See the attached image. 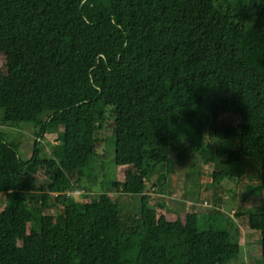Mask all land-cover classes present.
<instances>
[{"label": "trees", "instance_id": "16d2710c", "mask_svg": "<svg viewBox=\"0 0 264 264\" xmlns=\"http://www.w3.org/2000/svg\"><path fill=\"white\" fill-rule=\"evenodd\" d=\"M251 1L258 12L245 25L231 0H0L1 118L38 128L27 160L0 132V264L236 260L219 211L199 229L195 211L159 212L164 203L144 193L164 194L177 161L203 157L210 124L236 140L212 184L252 160L258 181L247 189L264 200V0ZM109 113L111 191L139 195L133 223L108 192L87 195ZM52 131L57 142L43 152ZM74 188L89 199L62 195ZM51 197L62 206L48 214ZM248 225L264 264V212L251 211Z\"/></svg>", "mask_w": 264, "mask_h": 264}, {"label": "rangeland", "instance_id": "374dc122", "mask_svg": "<svg viewBox=\"0 0 264 264\" xmlns=\"http://www.w3.org/2000/svg\"><path fill=\"white\" fill-rule=\"evenodd\" d=\"M231 3L242 16L245 25H250L254 21L258 9L251 0H231ZM2 113L3 110L0 109V132L4 133L7 141L17 148L20 158L27 160L32 154L35 132L38 128L29 122L6 123L1 118ZM111 116L108 115L104 126L102 132L104 141L94 163L96 183L87 195L108 192L112 200L118 203L122 220L133 223L139 217V195L117 194L111 191L115 174ZM235 141L233 131L218 128L216 133H212L210 124H207L203 157L200 159L198 155H192L177 161L168 173L164 194L155 193L152 187L146 189L144 194L149 198L150 205L155 206L156 202L164 203L165 207H159V212L165 209L179 212L195 211L199 216V229L207 227L208 214L216 209L223 215L224 222L231 225L229 229L233 233L232 237L237 239L240 245L236 260L230 264H259L261 258V249L257 243L259 232L250 229L248 214L255 209L264 212V200L252 195L247 189L248 185L257 183L259 165L252 160L242 162L236 165L232 178H224L220 185L212 184V172L223 166L221 161L226 158L224 151L232 145L235 147ZM56 142V131L46 133L41 140L43 152L50 153ZM168 155L176 161L175 152L169 150ZM84 199L81 195L77 198ZM50 204L51 206L45 210L48 214L58 212L62 206L56 204L53 197ZM5 205V194H1L0 210Z\"/></svg>", "mask_w": 264, "mask_h": 264}, {"label": "built area", "instance_id": "2783aa9c", "mask_svg": "<svg viewBox=\"0 0 264 264\" xmlns=\"http://www.w3.org/2000/svg\"><path fill=\"white\" fill-rule=\"evenodd\" d=\"M84 193L85 191L83 189L74 188V189L66 190L65 192L62 193V195L64 194L68 198H73L77 200V198H79V196ZM54 195L56 196L57 193H55Z\"/></svg>", "mask_w": 264, "mask_h": 264}]
</instances>
